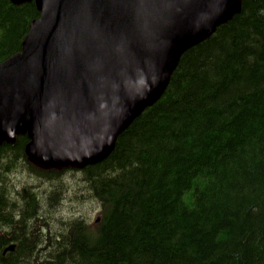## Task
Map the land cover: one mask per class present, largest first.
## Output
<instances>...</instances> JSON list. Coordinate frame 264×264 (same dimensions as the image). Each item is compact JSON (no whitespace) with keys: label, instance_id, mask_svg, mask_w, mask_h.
I'll return each instance as SVG.
<instances>
[{"label":"trees","instance_id":"1","mask_svg":"<svg viewBox=\"0 0 264 264\" xmlns=\"http://www.w3.org/2000/svg\"><path fill=\"white\" fill-rule=\"evenodd\" d=\"M38 15L0 0V61ZM28 139L0 142V264H264V0L184 50L101 160L44 166ZM72 180L97 220L55 212Z\"/></svg>","mask_w":264,"mask_h":264},{"label":"water","instance_id":"2","mask_svg":"<svg viewBox=\"0 0 264 264\" xmlns=\"http://www.w3.org/2000/svg\"><path fill=\"white\" fill-rule=\"evenodd\" d=\"M34 1L39 15L21 50L0 61V141L26 132L25 153L35 161L77 167L104 158L116 135L162 94L180 54L241 5Z\"/></svg>","mask_w":264,"mask_h":264},{"label":"rangeland","instance_id":"3","mask_svg":"<svg viewBox=\"0 0 264 264\" xmlns=\"http://www.w3.org/2000/svg\"><path fill=\"white\" fill-rule=\"evenodd\" d=\"M22 180L30 184H38L41 188L48 190L46 183L39 182L33 175H24ZM67 185L69 188H66L63 197H61V199L58 197V208L55 212L64 216L65 219L79 214L85 215L88 214V212L91 217L97 215V211L95 209L93 210L95 204L94 200L86 198V196L83 197V191H74V189H76L75 180L67 183Z\"/></svg>","mask_w":264,"mask_h":264},{"label":"bare ground","instance_id":"4","mask_svg":"<svg viewBox=\"0 0 264 264\" xmlns=\"http://www.w3.org/2000/svg\"><path fill=\"white\" fill-rule=\"evenodd\" d=\"M137 116V115H136ZM221 139V138H220ZM229 148V147H228ZM228 150V149H227ZM229 151V150H228ZM249 152V151H248ZM251 154V152H250ZM229 155V154H228ZM252 155V154H251ZM218 156V155H217ZM227 156V155H226ZM237 156V155H236ZM228 157V156H227ZM234 157V156H233ZM263 157V156H262ZM219 158V157H218ZM225 158V157H224ZM248 160V159H247ZM246 162V161H245ZM211 163V162H210ZM236 163V162H235ZM238 168V167H237ZM240 168V167H239ZM245 168V167H244ZM263 172V171H262ZM261 174V173H260ZM4 179V178H3ZM253 181V180H252ZM1 182V181H0ZM3 183V182H2ZM257 186V185H256ZM4 188V187H3ZM261 189V188H260ZM185 200V199H184ZM186 201V200H185ZM262 201V200H261ZM6 203V201H5ZM246 206V205H245ZM97 208V207H96ZM257 208V207H256ZM260 210V209H259ZM94 213V212H93ZM256 215V214H255ZM248 218V217H247ZM260 227V226H259ZM48 240V239H47ZM8 243V242H7ZM52 247V246H51Z\"/></svg>","mask_w":264,"mask_h":264}]
</instances>
